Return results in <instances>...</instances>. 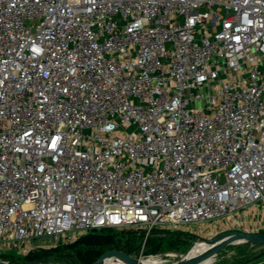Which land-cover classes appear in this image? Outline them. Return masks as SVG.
I'll list each match as a JSON object with an SVG mask.
<instances>
[{
  "label": "built area",
  "instance_id": "built-area-1",
  "mask_svg": "<svg viewBox=\"0 0 264 264\" xmlns=\"http://www.w3.org/2000/svg\"><path fill=\"white\" fill-rule=\"evenodd\" d=\"M259 204L264 0H0V251Z\"/></svg>",
  "mask_w": 264,
  "mask_h": 264
},
{
  "label": "rangeland",
  "instance_id": "rangeland-1",
  "mask_svg": "<svg viewBox=\"0 0 264 264\" xmlns=\"http://www.w3.org/2000/svg\"><path fill=\"white\" fill-rule=\"evenodd\" d=\"M259 210V209H258ZM258 215V212L256 213ZM240 214L236 222L216 221L189 225L159 227L149 233L142 228L123 229L129 235L140 236L138 240L129 237L115 248L106 249L102 258L125 257L132 261L148 260L153 264H168L184 254L198 239H212L231 232L264 233V220L252 223ZM239 221V223H237ZM87 233L75 240L41 238L16 246H5L0 251V260L6 264H82L77 255V242ZM101 236H109L103 233ZM264 247L254 244H235L216 249L210 264H253L264 256L259 254ZM96 260V261H97Z\"/></svg>",
  "mask_w": 264,
  "mask_h": 264
},
{
  "label": "water",
  "instance_id": "water-1",
  "mask_svg": "<svg viewBox=\"0 0 264 264\" xmlns=\"http://www.w3.org/2000/svg\"><path fill=\"white\" fill-rule=\"evenodd\" d=\"M197 243H205L209 248L207 252L212 253L219 248L235 245V244H254L264 247V233H242V232H231L219 235L212 239H198L193 245L175 261L168 264H192L197 258L190 256V253ZM264 256V250L259 254ZM140 261H132L125 257H113V258H102L92 264H138ZM0 264H6L0 260Z\"/></svg>",
  "mask_w": 264,
  "mask_h": 264
},
{
  "label": "trees",
  "instance_id": "trees-1",
  "mask_svg": "<svg viewBox=\"0 0 264 264\" xmlns=\"http://www.w3.org/2000/svg\"><path fill=\"white\" fill-rule=\"evenodd\" d=\"M103 233H108L109 236H101ZM129 237L136 241L140 236L128 235L123 229L102 228L92 230L77 242L78 259L82 264H92L106 249L118 247L120 242Z\"/></svg>",
  "mask_w": 264,
  "mask_h": 264
},
{
  "label": "bare ground",
  "instance_id": "bare-ground-1",
  "mask_svg": "<svg viewBox=\"0 0 264 264\" xmlns=\"http://www.w3.org/2000/svg\"><path fill=\"white\" fill-rule=\"evenodd\" d=\"M208 246L205 243H197L192 249L190 256L197 257L192 264H210L211 256L208 251ZM138 264H153L152 262L145 260L141 261Z\"/></svg>",
  "mask_w": 264,
  "mask_h": 264
},
{
  "label": "crops",
  "instance_id": "crops-1",
  "mask_svg": "<svg viewBox=\"0 0 264 264\" xmlns=\"http://www.w3.org/2000/svg\"><path fill=\"white\" fill-rule=\"evenodd\" d=\"M259 209V210H258ZM258 212V215L256 214ZM244 216L248 217L247 221H250L252 223H257L261 218L264 220V204H259L255 206H251L249 208H246L243 211ZM242 213V215H243ZM237 221V220H236ZM258 262H255L253 264H264V258L257 260Z\"/></svg>",
  "mask_w": 264,
  "mask_h": 264
},
{
  "label": "snow or ice",
  "instance_id": "snow-or-ice-1",
  "mask_svg": "<svg viewBox=\"0 0 264 264\" xmlns=\"http://www.w3.org/2000/svg\"><path fill=\"white\" fill-rule=\"evenodd\" d=\"M54 143V142H53Z\"/></svg>",
  "mask_w": 264,
  "mask_h": 264
}]
</instances>
